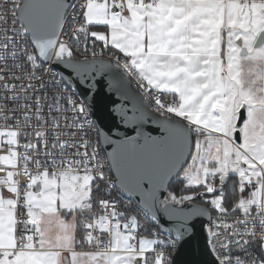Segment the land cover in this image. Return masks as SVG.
I'll list each match as a JSON object with an SVG mask.
<instances>
[{"label":"snow or ice","instance_id":"6c2138e0","mask_svg":"<svg viewBox=\"0 0 264 264\" xmlns=\"http://www.w3.org/2000/svg\"><path fill=\"white\" fill-rule=\"evenodd\" d=\"M0 264H264V0H0Z\"/></svg>","mask_w":264,"mask_h":264},{"label":"water","instance_id":"95a60500","mask_svg":"<svg viewBox=\"0 0 264 264\" xmlns=\"http://www.w3.org/2000/svg\"><path fill=\"white\" fill-rule=\"evenodd\" d=\"M106 80H105V89H104V95H107L108 93H107V88H106ZM81 89H83V90H86V87L85 86H83V85H81ZM98 107H100V108H102V106H103V104L105 103V101H104V99H103V96H101V97H99L98 98Z\"/></svg>","mask_w":264,"mask_h":264},{"label":"built area","instance_id":"2783aa9c","mask_svg":"<svg viewBox=\"0 0 264 264\" xmlns=\"http://www.w3.org/2000/svg\"><path fill=\"white\" fill-rule=\"evenodd\" d=\"M133 87H135V85H133Z\"/></svg>","mask_w":264,"mask_h":264}]
</instances>
